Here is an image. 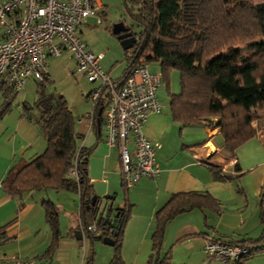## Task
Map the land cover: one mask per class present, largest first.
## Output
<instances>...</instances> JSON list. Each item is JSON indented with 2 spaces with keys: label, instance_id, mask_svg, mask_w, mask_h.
<instances>
[{
  "label": "crops",
  "instance_id": "crops-1",
  "mask_svg": "<svg viewBox=\"0 0 264 264\" xmlns=\"http://www.w3.org/2000/svg\"><path fill=\"white\" fill-rule=\"evenodd\" d=\"M99 2L104 16L110 4ZM82 27L94 26L87 21L80 26V39ZM147 66L150 72L160 73L158 63ZM121 76L111 78L118 81ZM20 90L3 112L6 98L0 89V226L5 227L7 236L0 246V256L17 255L30 264H86L91 258L92 264H96V256L103 255L111 264L113 246L106 249L101 240L91 238L101 235V230L94 235L83 229L77 193L46 189L24 193L17 199L4 191L3 182L9 170L41 154L46 147L35 112L30 111L33 117H29V112L23 110V103L28 102L16 100ZM157 99L161 112L148 115L143 133L150 142L160 144L155 153L160 175L156 179H141L126 190L122 187L118 149L106 144L102 122L90 119L91 108L81 117L72 114L78 146L90 149L87 177L94 196L101 200V205L129 208L122 229L120 263L146 264L151 253L155 212L172 195L193 192L208 194L217 202L218 210L193 208L169 221L159 255L168 253L171 264H227L207 258L203 252L207 239L248 244L264 236V123L258 126L253 122L254 137L231 154L225 151L217 127L205 123L182 127L170 116L168 97L157 95ZM128 148H132V143H128ZM222 175L225 180L219 178ZM44 201L51 202L58 214L59 237L54 245ZM75 232L81 234L82 240L75 239ZM243 264H264V248Z\"/></svg>",
  "mask_w": 264,
  "mask_h": 264
},
{
  "label": "trees",
  "instance_id": "trees-1",
  "mask_svg": "<svg viewBox=\"0 0 264 264\" xmlns=\"http://www.w3.org/2000/svg\"><path fill=\"white\" fill-rule=\"evenodd\" d=\"M126 8L140 31L136 34L129 27L136 43L123 52L127 67L116 82L122 83L133 68L156 62L174 122L182 127L204 123L217 127L225 151L231 154L252 139L256 131L253 122L258 126L264 123V0H128ZM172 71L178 72L177 93L169 91ZM36 85L33 104L23 103V110L31 118L30 111L35 112L46 147L41 154L9 170L4 191L17 199L24 193L46 189L75 192L83 229L94 225L102 236H107L109 233L102 231L97 202L91 206L94 193L87 177L90 149L78 146L75 121L64 96L48 92L41 83ZM0 89L6 98L5 112L18 90L6 81L0 82ZM96 120L101 123V115ZM72 167L76 168V177L68 174ZM219 178L225 180L226 176ZM42 205L54 245L59 237L58 214L51 202L44 201ZM193 208L217 211L218 204L208 194L182 193L172 195L155 212L146 264H171L168 253L159 255L166 224ZM119 210V227L111 235L115 264H121L122 229L129 214L128 206ZM4 228L0 226V246L7 240ZM223 243L244 245L251 250L248 256L233 263L243 264L264 248V236L248 244ZM86 264H92V259Z\"/></svg>",
  "mask_w": 264,
  "mask_h": 264
},
{
  "label": "built area",
  "instance_id": "built-area-1",
  "mask_svg": "<svg viewBox=\"0 0 264 264\" xmlns=\"http://www.w3.org/2000/svg\"><path fill=\"white\" fill-rule=\"evenodd\" d=\"M101 11L99 0L0 1V82L6 81L14 90H20L28 78L46 86L47 58L67 52L75 71L97 84L88 95L89 117L95 120L100 110L105 142L118 149L122 183L128 189L141 179L160 175L155 162L160 144L150 142L143 133L148 115L161 112L157 99L160 74L139 65L119 84L102 70L103 55L89 51L78 34V28L90 18L100 24ZM128 143H132L131 149ZM68 174L76 177V168H70ZM86 231L100 232L94 225ZM203 252L209 259L233 264L251 250L209 238ZM0 264L30 263L17 255H1Z\"/></svg>",
  "mask_w": 264,
  "mask_h": 264
},
{
  "label": "rangeland",
  "instance_id": "rangeland-1",
  "mask_svg": "<svg viewBox=\"0 0 264 264\" xmlns=\"http://www.w3.org/2000/svg\"><path fill=\"white\" fill-rule=\"evenodd\" d=\"M142 1L149 3L151 0ZM104 3L106 5L110 4V6L106 9V14L101 16V24L98 25L96 19H88L87 24L94 27H82L84 30L81 39L93 54L103 55L104 59L101 60L100 65L105 72L109 71L110 77L115 79L121 76L126 66V61L119 42L111 33L112 26L118 22H123L125 26H131V29L136 34L140 30L127 11L128 0H109V2L104 0ZM241 51L245 52V49L242 48ZM153 64L157 63L150 62L147 65L152 66ZM47 72L49 81L46 84V90L50 93L63 95L74 117H77V115L81 117L85 111H90L91 103L88 100V94L97 84L90 83L84 74L75 71L74 62L67 52H63L58 57H48ZM25 83L23 89L18 92L16 100L19 102L24 100L33 104L36 97V82L28 78ZM169 91L172 93L179 91L177 71H172L170 75ZM157 95H162L164 99L168 97L163 83H160ZM103 247L106 249L110 248L106 245H103ZM109 262L110 260L105 261L103 259V255L96 256V264H108Z\"/></svg>",
  "mask_w": 264,
  "mask_h": 264
},
{
  "label": "water",
  "instance_id": "water-1",
  "mask_svg": "<svg viewBox=\"0 0 264 264\" xmlns=\"http://www.w3.org/2000/svg\"><path fill=\"white\" fill-rule=\"evenodd\" d=\"M111 33L119 42L123 51L132 49V47L136 43L135 35L128 26L124 25L123 22H118L117 24L113 25ZM98 115H100V110L98 111ZM95 202H97L98 215L103 219L102 231L104 233L108 232L109 235H98L93 237V239L98 241L101 240L103 245L113 246L114 242L111 235L119 227L118 225L120 222L121 212L118 208L112 207L111 204L106 205L104 203L101 205V200H99L96 196L92 197L91 206H93ZM75 239L78 241L82 240L81 234L79 232H75Z\"/></svg>",
  "mask_w": 264,
  "mask_h": 264
}]
</instances>
